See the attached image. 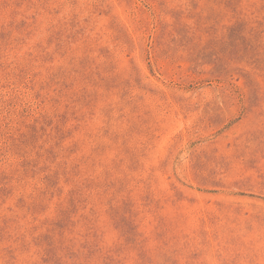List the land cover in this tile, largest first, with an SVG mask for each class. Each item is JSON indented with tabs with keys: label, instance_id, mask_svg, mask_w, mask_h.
Returning <instances> with one entry per match:
<instances>
[{
	"label": "rangeland",
	"instance_id": "1",
	"mask_svg": "<svg viewBox=\"0 0 264 264\" xmlns=\"http://www.w3.org/2000/svg\"><path fill=\"white\" fill-rule=\"evenodd\" d=\"M0 264H264V0H0Z\"/></svg>",
	"mask_w": 264,
	"mask_h": 264
}]
</instances>
